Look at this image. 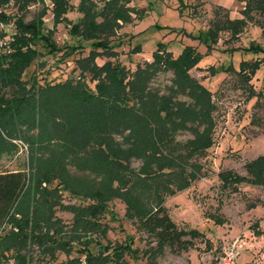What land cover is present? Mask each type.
I'll use <instances>...</instances> for the list:
<instances>
[{"label": "trees", "instance_id": "trees-1", "mask_svg": "<svg viewBox=\"0 0 264 264\" xmlns=\"http://www.w3.org/2000/svg\"><path fill=\"white\" fill-rule=\"evenodd\" d=\"M50 1L53 26L45 30L41 19L46 14L45 6L26 21L27 7L35 0H14L16 33L10 43L11 51L0 54V153L16 149L12 140L29 138L31 129H36L32 138L44 141L36 145L44 151H31L29 163L34 174L27 175L21 170L0 173V264L9 261L38 264V261L35 263L38 257L25 251L32 245L47 261L55 259L57 249L69 254L59 232L60 220L54 216L56 206L73 211L74 228H84L87 223H93L94 228L100 225L95 219L106 209L100 195L86 207L59 203L65 190L71 196L85 198L89 195L84 185L75 183L77 179L70 175L69 164L77 172L109 167L112 178L126 183L125 190L117 189L112 196L122 200L125 216L136 221L155 242L145 250L146 255L152 258L164 248L180 255L204 233L177 226L163 205V199L197 179L196 166L192 163L186 171L184 165L188 159L202 155L213 143L212 112L215 107L212 93L189 73L202 55L194 46L185 45L173 56L158 42L151 61L130 70L117 60L116 47L121 43H115L114 37L124 24L142 19L144 8L130 5L131 0H78L74 7L69 0ZM152 4L149 1L147 8ZM71 10L79 14L75 21L66 17ZM252 12L264 19V0H247L239 18H230L227 12L220 17L216 11L206 31L195 35L182 33L203 44L206 55L217 43L220 33L228 32L230 39H237L252 20ZM62 22L75 44L59 47L52 39L56 25ZM85 44L88 51L82 54ZM38 47L49 54L62 52L61 56L80 52L73 60L76 75L43 84L35 76L24 79L25 70L42 55ZM139 49L136 46L130 52L137 53ZM230 50L263 55L252 61L240 60L237 69L231 65L219 68L242 78L249 87L250 98L256 96L249 81L260 66L264 67V46L251 43ZM101 57L106 60L97 63V58ZM208 69L212 74L218 71L213 66ZM161 70L171 71L175 92L186 95L188 102L148 89L150 78ZM178 130H188L193 136L184 142L175 141L174 133ZM113 135H121L122 141H116ZM51 146L59 149L47 151ZM130 157L142 159L138 172L124 166ZM244 167L248 177L230 170L219 172L222 188L235 191L244 181L264 185V154L247 161ZM121 170L130 176L124 180L118 175ZM107 230L106 227L101 229L103 239H106ZM260 232L264 233V229ZM131 240L120 244L90 240L76 249L84 256L83 260L74 257L64 264H128L123 256L136 252ZM91 246L95 251L90 250Z\"/></svg>", "mask_w": 264, "mask_h": 264}, {"label": "rangeland", "instance_id": "rangeland-1", "mask_svg": "<svg viewBox=\"0 0 264 264\" xmlns=\"http://www.w3.org/2000/svg\"><path fill=\"white\" fill-rule=\"evenodd\" d=\"M77 1L69 0V3L74 7ZM149 1L153 3L151 8H147ZM246 1L131 0L130 5L144 8L143 18L124 24L114 37L115 43H121L116 47L119 52L117 60L130 70L151 61V54L158 42L163 43L173 56H176L185 45L194 46L202 55L200 62L189 73L212 93L215 107L212 112L213 143L202 155L188 159L184 165L186 171L190 170L192 163L196 166L197 179L187 188L165 195L163 205L177 226L198 229L204 233V236L194 239L192 246L180 255L171 254L168 248H164L154 257H148L145 250L154 246L155 242L145 229L138 226L136 221L125 216V204L122 200L112 196L117 189L125 190L126 183L123 184L112 178L107 166L96 171L85 169L77 172L69 164L70 175H74L77 179L75 183L84 185L89 195L85 198L71 196L65 190L62 191L59 203L86 207L100 195L106 209L100 211L95 220L101 227L99 225L94 228L93 223H87L84 228H74L73 211L56 206L54 216L60 220L59 232L62 234L61 239L65 242L63 247L67 248L69 254L59 252L57 249L55 259L47 261L38 254L36 246H28L25 251L33 257H38L35 263L64 264L65 260L74 257L83 260L84 256L76 251L77 248L83 247L81 245L83 243L100 240L120 244L131 238V247L136 249V252L123 256L128 264H150L151 262L152 264H221L220 257L223 251L232 246H238V255L233 264H264V233L260 232L264 229V185L244 181L237 185L235 191H231L229 188H222L218 178V173L225 170L248 177L245 163L264 154V67L260 66L249 81L257 93L251 98L249 87L242 78L231 71L219 70L220 67L229 65L237 69L240 60L252 61L263 57L262 54L243 53L241 50L230 49L247 47L251 43L264 46L262 35L264 19L252 12V20L247 22L237 39H230L228 32L220 33L217 43L206 55V47L203 44L182 33L186 31L195 35L200 31H206L216 11H219L220 17L227 12L230 18H239L242 16L240 12ZM42 6H45V3L39 1L30 5L25 20H30ZM78 16L75 10L66 14L71 21H75ZM41 19L45 30L52 28L50 11H47ZM52 39L59 47L76 43L75 39L67 34L66 25L63 22L56 25ZM136 46H139V52L131 53L130 50ZM38 49L42 55L25 70L24 79L35 76L38 82L43 84L63 81L67 77L76 75L73 60L80 55V52L61 56L62 52L49 54L42 47ZM87 51L88 47L85 44L82 54H86ZM105 60V57H101L96 61L102 63ZM110 60L114 59L110 58ZM210 66L218 71L212 74L208 69ZM172 79L170 70H161L153 74L147 87L151 92L171 94L177 101L188 102L189 98L186 95L175 92ZM35 131L36 129L29 130V136H33ZM31 136L29 138L27 136V139L24 137L25 139L12 140L16 144V149H6L3 150L6 152L0 153V173L21 170L27 175L34 174V168L29 163L31 151H44L41 147L36 148L38 142L42 145L44 141L41 142L40 139ZM192 136L188 130H178L174 133L175 141L178 142H184ZM113 138L118 142L122 141L121 135H113ZM58 149L57 146H51L47 151ZM124 164L128 170L138 172L142 159L130 157ZM118 175H122L124 180L126 176H130L124 170H121ZM96 191H99L98 196ZM103 227L108 229L106 239L102 238ZM90 250L95 251V247L91 246ZM8 264H12V261Z\"/></svg>", "mask_w": 264, "mask_h": 264}, {"label": "built area", "instance_id": "built-area-1", "mask_svg": "<svg viewBox=\"0 0 264 264\" xmlns=\"http://www.w3.org/2000/svg\"><path fill=\"white\" fill-rule=\"evenodd\" d=\"M37 1L45 3L46 13L50 11L51 17V9L52 3L50 0H35L29 4L33 5ZM17 13V6L14 3V0H0V54H7L11 51L10 43L12 42L14 35L16 33L15 27V16ZM46 15V14H45ZM51 29V28H50ZM238 255V246H232L226 248L221 257V264H233L234 259Z\"/></svg>", "mask_w": 264, "mask_h": 264}]
</instances>
